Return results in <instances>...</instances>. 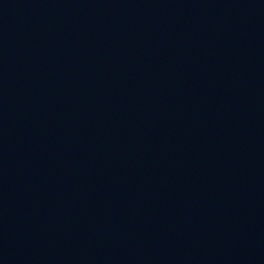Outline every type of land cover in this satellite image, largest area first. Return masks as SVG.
<instances>
[{"label":"water","instance_id":"95a60500","mask_svg":"<svg viewBox=\"0 0 264 264\" xmlns=\"http://www.w3.org/2000/svg\"><path fill=\"white\" fill-rule=\"evenodd\" d=\"M0 264H264V0H0Z\"/></svg>","mask_w":264,"mask_h":264}]
</instances>
